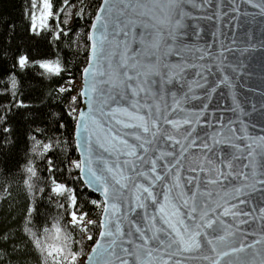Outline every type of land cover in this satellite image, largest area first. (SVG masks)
<instances>
[{"label":"snow or ice","instance_id":"6c2138e0","mask_svg":"<svg viewBox=\"0 0 264 264\" xmlns=\"http://www.w3.org/2000/svg\"><path fill=\"white\" fill-rule=\"evenodd\" d=\"M190 2L101 0L92 12L82 5L63 16L74 6L69 0H42L38 14L37 0H28V39L0 55V76L7 77L0 91L8 92L10 83L14 106L29 109L17 99L27 70H46L38 71L46 80L66 79L47 93L62 101L63 112L44 119L68 134L53 138L48 126H40L43 119L37 123L30 113L20 171L32 199L22 231H0V264H264V85L249 89L259 92V108L241 106L235 79L244 65L228 59L230 47L221 45L214 57L190 41L203 31L190 29ZM241 3L258 10L259 20L242 15L262 33L255 40L249 27L243 51L264 54V0ZM231 4L240 12L236 0ZM73 16L83 25L69 27ZM89 17L95 21L90 27ZM7 28L12 34L16 25ZM40 41L56 52L40 50ZM73 43L77 49L82 43L86 53L79 88L60 56L61 45L71 49ZM221 86L229 89L234 107L210 113L213 96L224 95ZM192 101L200 106L189 107ZM0 108V130L13 136L12 108ZM227 112L236 118L225 119ZM257 126L261 134L254 136ZM15 143L5 138L0 146ZM65 146L79 151L74 160L66 157V171L78 170L82 189L57 176L55 152ZM46 189L53 194L49 203L63 209L50 219L39 204ZM87 189L102 199L86 196Z\"/></svg>","mask_w":264,"mask_h":264},{"label":"trees","instance_id":"16d2710c","mask_svg":"<svg viewBox=\"0 0 264 264\" xmlns=\"http://www.w3.org/2000/svg\"><path fill=\"white\" fill-rule=\"evenodd\" d=\"M70 4H74L73 7L65 8L63 16L68 14L76 13L83 7L87 8L88 12H92L96 5L100 3V0H69ZM28 0H0V55L3 52L15 51L20 45L24 44L28 39V33L25 31L27 24V18L24 15L25 5ZM60 0H56V4L59 5ZM38 9L40 1L37 0ZM91 5V7H88ZM37 9V10H38ZM92 18H88L89 27ZM83 20H77L73 16L69 20L68 26L71 27L76 25L79 28L83 25ZM10 24L16 25V30L14 33L10 34L7 26ZM11 39L9 40V36ZM37 47L40 50H47L49 53L56 52L55 47L49 48L44 41H40ZM60 56L62 61L67 62V68L73 76H75V85L77 88L80 87L81 81V69L84 67V61L86 58V53L81 43L79 49L73 47L70 49L64 45H61ZM50 59L55 61L54 56H49ZM11 62V56L6 57ZM39 72H44L43 69H29L26 74H23L21 79L25 86L20 90L23 95H18L17 99H23L25 103L30 105L29 109L15 107V101L11 97V84H7L8 92L0 91V106L11 107L12 111L8 114V121L14 130L13 136H8L2 130H0V141L3 139H14L16 143L11 146H0V231L8 230L13 233H20L22 231V217L25 214V209L29 206L31 202V195L27 192L26 186L23 184V180L26 176L21 175V168L26 162L24 156V150L26 148L25 144V132L30 124L33 122V115L37 118V123L40 119H43V124L40 126H48L50 128L49 135L53 138L60 136H66L68 133L64 129H59L57 131V126L54 120L44 119L46 116H50L53 112H63L62 101L58 100L55 95L48 97L47 93L56 89L58 86H65L66 79L60 80L59 78L53 76L52 80H46L43 76L38 75ZM67 77V74H65ZM6 76H0V90L5 87ZM73 92L71 95H75ZM43 100V103L41 101ZM3 111V108H0ZM67 119V118H66ZM70 131V129H69ZM76 159L77 152L73 151L65 146L64 150L61 151L57 149L55 152L56 162L60 168V172L57 176L61 180L68 182L69 187L83 188L82 184L76 181L78 175V170H73L71 175H69L66 169L69 168V161L66 159ZM43 169L44 165H40ZM47 176V173H44ZM51 183L50 181L48 182ZM86 196H91L94 199H99L94 193L90 192L88 189L84 193ZM37 197L39 198L40 193L37 191ZM47 195H53L51 192H47L43 199L39 200L40 208L42 211L46 212L49 219L52 215L56 214L58 211L62 212L63 209L58 210L55 203H49ZM42 219V218H38ZM94 238L97 235L95 230H93ZM49 242L55 243L54 240ZM91 246V242L89 247ZM88 249H86V252Z\"/></svg>","mask_w":264,"mask_h":264},{"label":"water","instance_id":"95a60500","mask_svg":"<svg viewBox=\"0 0 264 264\" xmlns=\"http://www.w3.org/2000/svg\"><path fill=\"white\" fill-rule=\"evenodd\" d=\"M209 4L211 6H209ZM186 7L188 11L192 13V17L188 20L190 29L196 26L203 29L200 33L201 38L199 40H197L195 36H191L189 38L190 41L197 44L200 48L208 49L213 53L214 57L220 53L221 45L232 48V54L225 53V55H228L230 61L244 65L243 71L239 74V78L235 79L237 85L236 94L241 102V106L249 111L251 110L252 104H255L257 108H259L261 101L259 92L249 91V89L258 90L264 85V54L259 51L252 54L250 52H244L243 49L248 43L247 37L244 33L249 27L252 28L255 40H259L262 33L259 24L249 25L247 21L250 17L242 15L244 12L257 14V20H259L260 17L258 15V10L247 3H241V0H236L235 4V7L240 8V12L232 11L233 5L231 4V0H191ZM236 17H238L239 20H237ZM94 22V19H92L91 23ZM237 23L241 25L240 28L236 27ZM233 38L236 39V44L234 45L231 43ZM190 62L192 61L190 60ZM204 62L205 61H201V63ZM194 71V69L189 70V72L193 74ZM213 71H216L215 67H213ZM229 72L231 74L230 69ZM248 73H251V75H248ZM189 78L191 79L192 76L190 75ZM209 79L213 80L215 77H209ZM81 83L82 81H80V85ZM199 91L200 90H197L198 94ZM220 91L223 92L224 95L216 94L213 96L209 108L210 113L213 109L234 107L229 89L225 86H221ZM193 105L200 106V101H192L188 106L190 107ZM237 115H239V113H237ZM229 117L233 119L236 118L231 112H227L225 114V119ZM245 119L248 118L245 117ZM254 119H259L258 115H254ZM258 134L261 133L257 126L256 129L252 130V135L255 136ZM76 152L79 157V151L76 150ZM88 190L99 197V199H102L100 193H97L92 189ZM259 223V221H256L257 225ZM249 231H251V229H249ZM98 238L99 237L97 236L96 239ZM250 241L251 237L249 238V242Z\"/></svg>","mask_w":264,"mask_h":264},{"label":"rangeland","instance_id":"374dc122","mask_svg":"<svg viewBox=\"0 0 264 264\" xmlns=\"http://www.w3.org/2000/svg\"><path fill=\"white\" fill-rule=\"evenodd\" d=\"M40 1V4H42V0H39ZM38 12H39V9L37 10V14H38Z\"/></svg>","mask_w":264,"mask_h":264}]
</instances>
